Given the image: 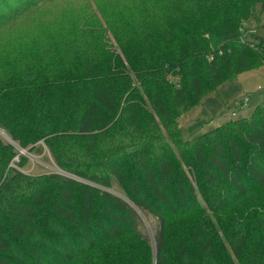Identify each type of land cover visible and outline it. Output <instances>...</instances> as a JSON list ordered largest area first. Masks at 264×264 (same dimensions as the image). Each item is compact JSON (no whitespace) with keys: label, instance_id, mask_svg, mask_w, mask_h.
Masks as SVG:
<instances>
[{"label":"trees","instance_id":"trees-1","mask_svg":"<svg viewBox=\"0 0 264 264\" xmlns=\"http://www.w3.org/2000/svg\"><path fill=\"white\" fill-rule=\"evenodd\" d=\"M51 1L0 0V27ZM114 1L106 14L124 29L113 20L106 31L126 36L125 59L95 50L83 33L99 26L92 13L60 30L73 39L38 38L0 58V129L24 150L44 141L86 182L9 168L17 154L0 142V264H264V101L191 141L178 125L206 91L264 65V27L256 51L243 29L264 0ZM58 90L76 104L52 106ZM114 183L126 200L108 192ZM136 209L158 221L155 252ZM177 222L186 227L170 232Z\"/></svg>","mask_w":264,"mask_h":264},{"label":"rangeland","instance_id":"rangeland-1","mask_svg":"<svg viewBox=\"0 0 264 264\" xmlns=\"http://www.w3.org/2000/svg\"><path fill=\"white\" fill-rule=\"evenodd\" d=\"M122 1V5L136 3V0ZM113 2L115 1L53 0L40 7L38 12L31 11L19 20L0 27V58L9 53L10 50H16L17 48L21 49V46L30 45L33 40L38 38H45L48 40L49 38L56 39L58 37L59 40L62 36H66L68 39H73L75 33L72 30H60H63L62 28L74 29L75 24H77L86 13H92L96 14L98 17L99 26L92 32L87 31L83 33H87V37H90L89 41L93 42L94 47H96L95 50L100 46L99 42H102L103 45L107 46V48L104 49L105 51L109 52L111 55H113V53L115 55L117 54L121 59H125L124 53L117 43L126 36L122 31H115L114 33L106 31L107 25H110L113 20L116 25L119 26L120 30L124 29V18L117 20L110 19L111 17L115 18L120 16L117 12L112 16L110 15L113 13ZM106 12L110 14L107 15ZM100 13H105V17H102ZM243 24L244 32L247 35L244 40L247 41L252 50H262L260 38H263L262 27H264V11H262L261 7L258 6L254 17ZM133 49V45H129L126 48L127 51H133ZM136 51H138V49H136ZM10 56L12 57V55ZM24 58L27 60L24 62L28 64H31L32 61H37L32 51L31 57L26 55ZM71 89L75 92H80L82 90V88ZM112 92H114V89ZM69 93L70 90L67 92H65V90L51 91L47 96L49 98L48 102L52 106L57 107V103L59 102L57 99H65L68 97L70 98L71 104H76L78 95H75L73 98ZM246 100L247 103L243 107V103ZM262 101H264V65L258 69L246 71L234 80L224 82L217 90L206 91L199 105L179 118L178 125L181 136L184 141H191L207 132L223 128L225 124L231 121L249 118L253 114L256 106ZM233 114H235V117H233ZM5 136L6 133L0 129V142L4 145L12 146L14 152L17 154V156L13 158L9 168L16 169L30 176L58 175L80 183H86L61 170L55 163L44 141L37 143L34 151H31L30 149H22L18 144H11ZM91 186L94 187L95 185L91 184ZM108 192L126 200L124 194H122L123 191L115 183L113 188L108 190ZM241 209L242 206L231 209L223 219L225 221L229 220L231 215H236L235 212ZM136 210L141 220L140 231L149 239L151 244L150 249L152 252H155L154 237L158 227V221L153 216L138 209ZM178 226L181 228L186 227L180 222L171 223L169 224V231L172 232L177 230ZM126 247H130V252L136 251L138 262H140L141 259L147 261V259H143L144 251L141 245L132 241V243H127Z\"/></svg>","mask_w":264,"mask_h":264},{"label":"water","instance_id":"water-1","mask_svg":"<svg viewBox=\"0 0 264 264\" xmlns=\"http://www.w3.org/2000/svg\"><path fill=\"white\" fill-rule=\"evenodd\" d=\"M5 138L8 140V142H10L11 144L13 143L9 138L8 136H5Z\"/></svg>","mask_w":264,"mask_h":264},{"label":"built area","instance_id":"built-area-1","mask_svg":"<svg viewBox=\"0 0 264 264\" xmlns=\"http://www.w3.org/2000/svg\"><path fill=\"white\" fill-rule=\"evenodd\" d=\"M247 100L243 103V107L246 105ZM233 117H235V114H233Z\"/></svg>","mask_w":264,"mask_h":264}]
</instances>
